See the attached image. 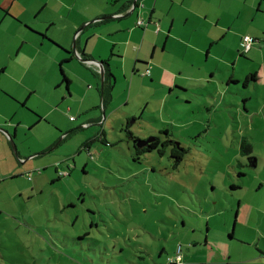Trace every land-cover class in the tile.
<instances>
[{
    "label": "rangeland",
    "instance_id": "1",
    "mask_svg": "<svg viewBox=\"0 0 264 264\" xmlns=\"http://www.w3.org/2000/svg\"><path fill=\"white\" fill-rule=\"evenodd\" d=\"M104 1L99 0L101 5ZM38 3L31 0L29 4ZM52 12L48 6L30 23L41 28ZM8 51L1 50L0 42V66L7 64L4 74L0 70V85L26 93V107L16 104L27 121L31 110L46 117L13 138L16 149L34 143L32 148L39 149L38 142L46 139L55 146L38 157L35 189H31L33 179L25 175L0 178V264H175L168 263L175 256L181 260L176 264H264L255 258V245L247 244L260 238L252 226L258 225L264 233V186L256 189L264 177V110L260 109L264 107V72L258 82L261 86H255V81H249L248 87L242 82L237 86L248 91L249 112L242 107V96L228 95L236 104L234 109L239 107V117L215 111L208 132L197 123H183L198 113L156 111L162 119L159 128L167 125L165 133L148 132L152 122L145 118L135 119L128 128L131 118L113 109L104 113V138L94 124L88 130L78 124L81 117L76 109L69 111L66 102L56 103L65 86L54 88L53 83L58 70L53 54H61L60 50L47 44L27 46L10 59ZM249 64V58L239 59L235 73L260 67L259 60ZM118 67V78L124 71L130 77L128 60L120 61ZM92 71L80 65V72ZM66 72L79 81L78 73L76 77ZM97 78L101 91L100 74ZM232 89L236 91L235 86ZM132 92L136 97L143 95L140 84L135 83ZM0 93L4 95L5 90L0 88ZM98 105L95 112L102 120ZM134 112L139 113V108ZM139 136L170 139L186 152L175 161L170 151L176 144L170 143L162 155L156 150L140 153L137 163L129 147L133 150V139ZM242 136L252 144L257 168L255 162L250 165L246 156L238 155ZM0 144H4L1 137ZM63 171L69 174L59 176Z\"/></svg>",
    "mask_w": 264,
    "mask_h": 264
},
{
    "label": "crops",
    "instance_id": "2",
    "mask_svg": "<svg viewBox=\"0 0 264 264\" xmlns=\"http://www.w3.org/2000/svg\"><path fill=\"white\" fill-rule=\"evenodd\" d=\"M30 1L0 0L1 50L9 48V59L27 46L35 48L47 44L60 50L61 54L51 52L54 62H58L57 77L53 74L54 88L65 84L64 92L55 101L57 104L66 102L69 111L76 109L81 117L78 124L86 130L96 126L97 132L102 131L104 138H107L104 116L99 120L100 116L95 112L98 102L103 113L121 110L127 119H133L129 121L130 125L135 119L149 120L152 124L148 132H163L167 126L159 128L162 119L155 115L156 111L167 115L179 111L198 113L193 120L186 119L183 123H197L208 132L215 111L234 112L239 117V107L234 109L236 104L228 95L242 96V107L249 112L251 101H247L248 91L238 89L239 82L243 84L248 75L255 74L254 79L248 80L244 86L248 87L249 81H255L257 87L261 86L258 82L262 78L261 71L264 72V40L261 39L264 36V0H135L136 7L127 17H122V14L131 8L133 0H105L103 5L99 0H38L40 3L33 7ZM48 6L53 12L44 26L38 28L32 25L31 19H38ZM110 15L111 18L98 19ZM56 28H59L58 34H52ZM245 35L257 41L252 42L247 51L240 52ZM82 58L103 61L102 91L98 87V71L93 69L92 74L80 72V65L92 68ZM245 58L250 59L251 66L259 60L260 67L243 70L246 65L242 74L238 75L234 68L236 61ZM125 60H128L130 77L124 71L122 78H118L119 72L115 71L120 61ZM75 61L77 63L74 64ZM6 67V63L0 66L3 74ZM66 70L76 77L78 73L79 81ZM139 73L148 77L137 78ZM63 75L67 82L63 81ZM118 80L121 82L118 83ZM135 83L140 84L143 95L136 97V93L132 92ZM8 85H0L5 90L4 95L0 93V126L16 139L19 132L39 125L46 117L42 112L31 110L27 121L23 109L16 104L26 107V93H19L13 86L6 89ZM108 92L111 93L110 99ZM138 108L140 112L135 113ZM260 109L263 112L264 107ZM72 121L74 118L70 120L71 124ZM0 137L4 142L0 144V178L25 175L29 180L33 179L31 189H35L37 180L33 172L39 167L38 157L48 154L55 145L48 139L38 142L41 143L39 149L32 148L36 143L28 144L18 148L16 158L1 131ZM245 138L242 136L241 140ZM239 147L240 144L238 155L244 156ZM44 161L49 163L46 159ZM257 165L256 161L254 167L257 168ZM259 180L262 181L256 189L264 186V177ZM262 212L264 214V210ZM252 230L260 238L250 239L247 244L250 247L255 245V258L264 260L260 252L264 249L261 243L264 233L258 225L252 226Z\"/></svg>",
    "mask_w": 264,
    "mask_h": 264
},
{
    "label": "trees",
    "instance_id": "3",
    "mask_svg": "<svg viewBox=\"0 0 264 264\" xmlns=\"http://www.w3.org/2000/svg\"><path fill=\"white\" fill-rule=\"evenodd\" d=\"M115 1V0H114ZM136 3V2H135ZM129 4V3H128ZM128 4L127 5H125L126 7L128 6ZM138 23H140L141 24V22H138ZM79 56V55H78ZM81 57V56H80ZM84 59H88V58H84ZM89 60V59H88ZM92 60V59H91ZM109 71V70H108ZM109 74H110V76L112 77V78H114L113 76H112V73L109 71L108 72ZM105 74V73H104ZM254 77H255V74H250V75H248L245 79H244V82H243V86L244 85H246V83H247V81L248 80H252V79H254ZM63 81H65V82H67L68 80H67V78H66V76L65 75H63ZM108 97H109V99L111 98V93L110 92H108ZM243 101V100H242ZM163 132H165V133H167L166 132V130L165 131H163ZM127 136L128 137H130V139H132V135H131V133L129 132V131H127ZM95 139H97V138H94L93 140L91 139V141H94ZM156 139V141L158 140V139H160L159 137H156L155 138ZM139 139L138 138H134L133 139V141L134 142H136V141H138ZM161 140V139H160ZM170 143H173V144H176V143H174L172 140H170V139H166L165 141L163 140L162 141V144H164L163 146H162V149H158V152H159V154H164L165 153V151H164V148H165V145L166 144H170ZM177 145L178 144H176V146L175 147H177ZM86 146H88V144L86 145ZM240 153H241V155H244V156H246L247 157V159H248V161H249V164L250 165H253L254 166V162H253V159H255L254 158V156L253 155H251V152H252V144L251 143H249V140H247V138H245V139H242L241 141H240ZM177 150L178 151H176V153L175 154H170V157H172V158H174L175 159V161H180V160H182V156H181V154L182 153H185L186 152V150L184 149V148H182V147H177ZM136 161H137V163H139L140 162V157H133ZM237 174L238 175H242V173L241 172H237ZM60 176H65V175H60ZM231 188H236L237 186H234V185H231L230 186ZM229 236L231 237L232 235L231 234H229ZM180 247V246H179ZM260 252H261V254L263 255V257H264V249H261L260 250ZM168 263H175L176 264V262H169L168 261Z\"/></svg>",
    "mask_w": 264,
    "mask_h": 264
},
{
    "label": "flooded vegetation",
    "instance_id": "4",
    "mask_svg": "<svg viewBox=\"0 0 264 264\" xmlns=\"http://www.w3.org/2000/svg\"><path fill=\"white\" fill-rule=\"evenodd\" d=\"M129 124H130V122L127 123V126H129ZM149 137H152V140L148 141L147 143L144 142L145 140L148 139L147 137H140V136L137 137V138H140V139L138 141H136L135 144H133V150H132L131 146L129 147L133 157H141L142 155H140V153H145V152L146 153H148V152L150 153V152L155 151V150L158 152L159 146H163L164 145V144H162L163 140L158 139L156 141V139H155L156 136H154V137L153 136H149ZM166 149H167V144L165 145L164 151H166ZM176 151H178L177 147H175V145H172V150L170 151V154H175ZM145 154H143V155H145ZM68 174H69V172H68Z\"/></svg>",
    "mask_w": 264,
    "mask_h": 264
},
{
    "label": "bare ground",
    "instance_id": "5",
    "mask_svg": "<svg viewBox=\"0 0 264 264\" xmlns=\"http://www.w3.org/2000/svg\"><path fill=\"white\" fill-rule=\"evenodd\" d=\"M136 1L135 0H133L132 1V4H131V8L127 11V12H125V13H123L122 14V17H125L124 15L125 14H128V15H130V13L131 12H133V10L135 9V7H136V3H135ZM112 17V15H110V17L109 18H111ZM104 19H106V18H104ZM248 37L250 40L247 42V44H248V49H249V47H250V44L252 43V39L248 36V35H245V36H243V38H242V43H243V39H244V37ZM241 43V44H242ZM243 46V45H242ZM247 49V50H248ZM74 50H76V48H75V45H74ZM247 50H243V52H245V51H247ZM81 58V57H80ZM82 60H83V62L84 63H86V64H88L89 66H91L93 69H95L96 71H98L99 72V74H100V71H101V69L103 70V74H104V67H103V61H102V63H100V61L99 60H96V59H94L95 61H92V60H87V59H84V58H82ZM146 72H148V69L146 70ZM101 78V77H100ZM103 81H104V75H103V79H102V82H101V91L103 90ZM101 113H102V117L104 116V113H103V111H101ZM72 118V117H71ZM73 119V118H72ZM5 135V134H4ZM8 138V137H7ZM152 139V138H151ZM9 140V139H8ZM11 144V143H10ZM12 147V146H11ZM18 157V156H17ZM16 157V158H17ZM59 175H61V174H59Z\"/></svg>",
    "mask_w": 264,
    "mask_h": 264
},
{
    "label": "water",
    "instance_id": "6",
    "mask_svg": "<svg viewBox=\"0 0 264 264\" xmlns=\"http://www.w3.org/2000/svg\"><path fill=\"white\" fill-rule=\"evenodd\" d=\"M125 17H127L128 16V14H125L124 15ZM110 16H106V17H100V18H98V19H104V18H109ZM100 63H102V61H100ZM103 70L101 69V71H100V77H101V82H102V79H103ZM131 121H133V120H131ZM0 131L3 133V134H5L7 137H8V139H9V141H10V143H11V148H12V150H13V154L17 157L18 156V152H17V149H16V146H15V144H14V142H13V138H12V135H10L5 129H3V128H0ZM150 140H152L151 138H148L147 140H145L144 142L145 143H147L148 141H150ZM255 161V159H253V162Z\"/></svg>",
    "mask_w": 264,
    "mask_h": 264
},
{
    "label": "built area",
    "instance_id": "7",
    "mask_svg": "<svg viewBox=\"0 0 264 264\" xmlns=\"http://www.w3.org/2000/svg\"><path fill=\"white\" fill-rule=\"evenodd\" d=\"M250 39L246 36V37H244V39H243V43H242V45H243V50H247L248 49V44H247V42L249 41ZM39 171V170H38ZM59 174H61V175H67L68 174V171H63V172H61V173H59ZM168 261L169 262H176V263H178L179 261H180V263H181V260H180V257L179 256H175V257H173V258H169L168 259Z\"/></svg>",
    "mask_w": 264,
    "mask_h": 264
}]
</instances>
